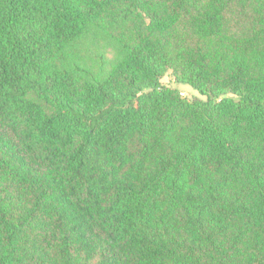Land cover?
Segmentation results:
<instances>
[{
	"label": "trees",
	"instance_id": "obj_1",
	"mask_svg": "<svg viewBox=\"0 0 264 264\" xmlns=\"http://www.w3.org/2000/svg\"><path fill=\"white\" fill-rule=\"evenodd\" d=\"M0 264H264V0H0Z\"/></svg>",
	"mask_w": 264,
	"mask_h": 264
},
{
	"label": "rangeland",
	"instance_id": "obj_2",
	"mask_svg": "<svg viewBox=\"0 0 264 264\" xmlns=\"http://www.w3.org/2000/svg\"><path fill=\"white\" fill-rule=\"evenodd\" d=\"M113 51L114 50H109L107 52V55L109 58H112L113 56ZM161 83L165 86H171L177 88L184 97L187 99H193L195 97L203 98L205 99L206 97L202 94H200L194 87H192L189 84L182 83L176 80L174 74L172 73L171 70H169L161 79Z\"/></svg>",
	"mask_w": 264,
	"mask_h": 264
}]
</instances>
